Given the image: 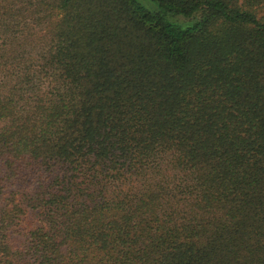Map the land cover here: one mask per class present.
<instances>
[{"label": "trees", "instance_id": "obj_1", "mask_svg": "<svg viewBox=\"0 0 264 264\" xmlns=\"http://www.w3.org/2000/svg\"><path fill=\"white\" fill-rule=\"evenodd\" d=\"M0 264H264V0H0Z\"/></svg>", "mask_w": 264, "mask_h": 264}]
</instances>
